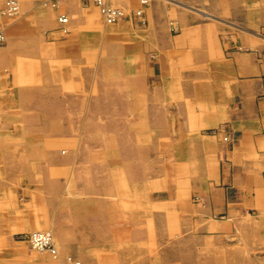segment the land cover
<instances>
[{
  "label": "rangeland",
  "instance_id": "374dc122",
  "mask_svg": "<svg viewBox=\"0 0 264 264\" xmlns=\"http://www.w3.org/2000/svg\"><path fill=\"white\" fill-rule=\"evenodd\" d=\"M111 2L126 14L116 23L78 0H68L79 5L73 14L59 0H29L28 7L18 0L19 13L0 24V47L20 39L8 32L23 18L26 32H37L31 45L38 51L13 68L0 53V264H64L67 257L83 264H264V229L250 217L227 224L201 209L217 167L207 142L213 131L203 125L214 110L204 101L200 115L187 108L205 79L202 46L219 48L228 37L206 36L211 30L202 29L217 22L193 9L185 12L194 20L180 30L176 1ZM48 9L57 12L50 26L43 25ZM44 44L78 51L46 54ZM149 65L165 79L158 95L146 83ZM13 69L16 83L2 87ZM50 72H58L59 89H51ZM19 88L37 92L26 100ZM55 91L70 100L33 99ZM14 156L38 163L21 164L13 177L7 161ZM61 156L68 162L47 164ZM33 231L49 232L57 253L31 247L22 236Z\"/></svg>",
  "mask_w": 264,
  "mask_h": 264
},
{
  "label": "crops",
  "instance_id": "0c3cea01",
  "mask_svg": "<svg viewBox=\"0 0 264 264\" xmlns=\"http://www.w3.org/2000/svg\"><path fill=\"white\" fill-rule=\"evenodd\" d=\"M28 1L21 0L24 7H28ZM115 1L121 5H126L128 2L133 5L136 0ZM170 1H176L180 30L189 27V22L194 20L191 14L185 12V10L193 9L198 13L210 15L218 23L214 24V28L199 27L205 31L211 30L206 36L211 35L212 32L216 34L221 31L228 37L226 42L220 43L219 48L202 46L200 52L204 54L201 60L204 63L205 79L203 85L201 83L199 87L195 85V92L191 94V100L188 102L190 111L187 108V115H200L201 103L204 101L206 110L210 106L214 112L210 115L206 114L208 118L203 125H207L211 133L213 130H219L207 139L208 148L217 160V167L212 168L210 182L206 181L205 191L201 193L204 198L201 203L202 212L204 216L211 219L222 218L227 224H231L241 216L250 217L254 222V228L264 229V0ZM59 2L69 14L80 11L79 5L73 6L68 3V0H59ZM78 2L81 5L84 4L80 0ZM86 4L85 8L95 12L90 6L91 3ZM56 13V10L48 9L43 18V25H54ZM25 24L22 18L8 32L12 36L18 34L20 39L0 47V53L11 59L10 67L12 68L13 62L24 58L22 56L30 52H38L36 46L31 45L32 37L36 36L37 32L31 33L30 29L26 32ZM39 47L46 54L52 55L59 51H78L72 46L56 48L55 45L44 44ZM150 69L149 65L146 83L158 87L155 89L158 95L161 92L159 87L164 84L165 79L158 70V72L156 70L151 72ZM14 73V69L11 70L8 78L1 81L2 87L16 83L13 80ZM56 77H59L58 72L55 74L50 72L49 83L52 90L59 89V83L53 84L54 79L55 82L58 80ZM189 81L192 82V79ZM17 90L21 98L26 100H31L37 92L36 89L33 91L31 88H26L27 92H24L23 88ZM32 92L33 95L30 96ZM153 96L156 97V95L142 97ZM33 99L60 103L70 100L68 96L58 91ZM226 135L227 141L223 139ZM23 159L24 161H21ZM67 160L68 157L65 156L50 157L47 164L67 163ZM7 163L10 165L8 172L14 177L16 172L21 170L19 167L21 164H37L38 162L37 158L31 160L27 157L14 156ZM56 195L58 192L54 191L50 196ZM174 197L178 195L174 194ZM55 205L57 206V203ZM71 243L79 244L81 241Z\"/></svg>",
  "mask_w": 264,
  "mask_h": 264
},
{
  "label": "built area",
  "instance_id": "2783aa9c",
  "mask_svg": "<svg viewBox=\"0 0 264 264\" xmlns=\"http://www.w3.org/2000/svg\"><path fill=\"white\" fill-rule=\"evenodd\" d=\"M82 3H91L98 8L105 23L111 24L122 20L125 17V12L121 7L112 4L111 0H80ZM142 3H146L147 0H141ZM19 13L18 0H3L0 3V24L5 18H13ZM58 21L62 24L67 22V17L60 15ZM4 34L0 31V41L3 40ZM219 130H213V133H218ZM225 141L228 140V136H224ZM22 238L29 243L31 247L37 250H46L55 255L56 249L53 244L52 236L49 232L33 231L29 234H25ZM64 264H83L79 260L67 257Z\"/></svg>",
  "mask_w": 264,
  "mask_h": 264
},
{
  "label": "bare ground",
  "instance_id": "6f19581e",
  "mask_svg": "<svg viewBox=\"0 0 264 264\" xmlns=\"http://www.w3.org/2000/svg\"><path fill=\"white\" fill-rule=\"evenodd\" d=\"M95 161V160H94ZM138 165V164H137ZM113 185V184H112ZM114 188V187H113ZM130 189V188H129ZM120 192V191H119ZM115 193V192H114ZM134 201V200H133Z\"/></svg>",
  "mask_w": 264,
  "mask_h": 264
}]
</instances>
